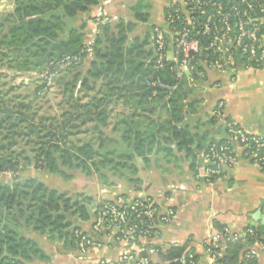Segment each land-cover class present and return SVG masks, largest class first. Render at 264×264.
Wrapping results in <instances>:
<instances>
[{"label":"trees","instance_id":"obj_1","mask_svg":"<svg viewBox=\"0 0 264 264\" xmlns=\"http://www.w3.org/2000/svg\"><path fill=\"white\" fill-rule=\"evenodd\" d=\"M7 1L12 9L0 18V72L5 71L0 79L14 83L25 73L41 76L29 101L20 91L11 93L22 88L21 82L8 90L0 85V174L11 175L9 182L0 181V264H45L51 261L45 241L60 242L63 250L82 255L78 243L87 235L80 224L93 231L95 209L102 204L91 208L92 198L84 193L60 191L35 177L19 179L23 166L62 182L82 179L102 188L137 190L141 166L147 170L183 152L194 171L195 153L223 139L210 140L204 148L207 135L198 133L199 119L191 121L202 101L190 79L198 80L202 67L181 78L171 62L155 67L153 30L165 25L135 35L139 25L149 23L147 0L135 2L130 19L98 20L89 46L84 43L86 26L94 21L90 13L100 0ZM257 1L264 5V0ZM254 13L264 16L260 8ZM65 59L71 63L60 68L57 64ZM51 81L58 95L52 105L43 102ZM112 104L124 109L110 124L107 110ZM208 122L219 123L213 117ZM250 161L255 163L254 158ZM212 227L219 238L215 246L204 244V251L220 254L217 264H264L258 254L244 258L256 249L255 243L264 245V227L248 225L236 241L224 236L228 228L220 222L212 221ZM103 234L105 229L97 235ZM147 249L155 250L163 264H198L190 239L181 245L150 246L133 254L129 264L149 259Z\"/></svg>","mask_w":264,"mask_h":264},{"label":"crops","instance_id":"obj_2","mask_svg":"<svg viewBox=\"0 0 264 264\" xmlns=\"http://www.w3.org/2000/svg\"><path fill=\"white\" fill-rule=\"evenodd\" d=\"M137 0H100L92 9L90 17L97 19H130V8ZM149 23L139 25L135 35H144L152 26L164 25V13L171 3L183 0H147ZM264 25V18L261 20ZM97 24L87 22L85 45L93 40ZM90 55V54H89ZM221 73L206 70L203 79L196 80L195 96L201 99L198 113L191 121L199 119L198 133L207 135L203 147L210 140H221L226 133L221 122L216 126L208 121L217 104L223 102V113L229 121L239 126L245 133L264 140V63L259 68L247 67L237 62L235 72ZM195 117V118H194ZM221 124V125H220ZM201 152V151H200ZM200 152L196 154L195 170L190 169V160L183 152L176 153L168 162L159 160L147 170L141 166L139 176L142 184L137 190L123 185L102 188L94 185V193L78 188L80 192L92 198L93 204L111 201H130L141 195L151 197L162 211L173 209L175 217L168 224H159L155 228L154 243L160 247L181 245L191 240V246L198 256V264H207L204 244L216 234L212 221L216 220L231 232L241 234L246 226L264 227V169L243 157L242 150L234 149L235 162L231 168L212 182L199 179L201 175ZM199 169V170H198ZM198 171V174L196 172ZM196 172V174H195ZM78 183H92L79 179ZM94 184V183H93ZM80 189V190H79ZM88 238L99 243V247L89 248L84 254L65 251L60 242L43 243L51 257L45 264H97L105 260L106 264H123L119 257L125 251L122 244L111 237L95 234L87 223L80 224ZM142 244L129 248L131 254H137ZM257 256L264 261V245L256 246ZM148 264H163L155 252H149ZM129 264V263H128Z\"/></svg>","mask_w":264,"mask_h":264},{"label":"built area","instance_id":"obj_3","mask_svg":"<svg viewBox=\"0 0 264 264\" xmlns=\"http://www.w3.org/2000/svg\"><path fill=\"white\" fill-rule=\"evenodd\" d=\"M255 8L264 11V5L257 0H233L231 5H224L219 0H183L169 4L164 15L165 28L153 30L155 67L161 68L164 63L171 62L176 77L181 78L183 74L190 77L197 66H201L203 71L198 73L200 80L210 69L234 74L239 61L247 67L261 66L264 63V30H261L264 16H256ZM98 20L101 19H94L93 22L97 24ZM70 63L69 59H65L57 65L62 68ZM190 82L193 84L195 81L190 79ZM223 107V102L218 103L211 117L223 124L226 137L222 143L209 145L200 153L204 165L200 167L199 179L209 183L231 168L235 162L236 148L242 150V154L252 148L247 158H254L259 167L264 164V140L245 133L232 121L225 120ZM95 212L93 231L99 234L105 229L107 236L124 246L125 251L119 257V262L123 264L133 260L129 248L137 243L142 244L138 253L150 246L158 247L153 241L156 226L168 224L175 217L173 209L162 211L145 195L130 201L103 203ZM248 233L256 237L252 230H248ZM224 236L230 241L238 240V234L228 229ZM218 238V234L211 235L206 245L215 246ZM255 244L261 245L259 242ZM89 245L90 248L99 247L98 242L81 237L79 252L84 254ZM147 252L156 251L147 249ZM205 255L207 264H217L216 258L221 257L210 249L205 250ZM256 255V249L252 248L244 258ZM192 257V254L188 256L189 259ZM148 263L149 259L143 258L138 264ZM97 264H106V261L99 260Z\"/></svg>","mask_w":264,"mask_h":264},{"label":"rangeland","instance_id":"obj_4","mask_svg":"<svg viewBox=\"0 0 264 264\" xmlns=\"http://www.w3.org/2000/svg\"><path fill=\"white\" fill-rule=\"evenodd\" d=\"M11 9H12V5L10 4L9 1L0 0V18L3 17L4 15L10 13ZM1 72H5L4 69ZM7 72H10V71H6V74H7ZM25 74L26 75L24 77L18 78L14 83H11L10 81H8L5 78L0 79V85L4 84L1 89L2 90H8V88L11 84L16 85V83L21 82V84H24L22 86V88L18 89L17 91L14 90L11 93H15V92L17 93L18 91H20L22 96L26 95V97H27L26 101H29L31 99V96H30L32 94L31 91L38 84H40V81H38L37 79L40 78L41 74L36 73V72L25 73ZM63 74L64 73L59 74V76H61ZM48 88H49L48 92L45 93L47 95V98L45 97L43 99V102L45 100H49V103L52 105V104H55L58 100V95H55V93L57 91V85L55 84L54 81L53 82L51 81L49 83ZM123 109L124 108L121 105L114 106L112 104L108 107L107 111L109 112V123L110 124H112L114 122L117 114L122 113ZM79 137L82 138L83 135H79ZM18 177H19V179H25L27 177H33V178L35 177L38 181L43 182L47 186L51 185L52 188H55V189L60 190V191L62 190V191L70 192V193H74L78 188H80L81 190L89 188L88 194L94 193V191H95L94 190L95 184H93V183H86V185H85V183L84 184L78 183L79 180H74L72 182H62L59 179H57L56 177L49 176L45 173H39L37 171H34L32 168L24 167V166L22 167L21 171H19ZM10 179H11V175L9 173L0 174V181L1 182H9ZM90 206H91V208H94L95 205L93 203H91Z\"/></svg>","mask_w":264,"mask_h":264},{"label":"water","instance_id":"obj_5","mask_svg":"<svg viewBox=\"0 0 264 264\" xmlns=\"http://www.w3.org/2000/svg\"><path fill=\"white\" fill-rule=\"evenodd\" d=\"M262 220H263V222H264V216H262Z\"/></svg>","mask_w":264,"mask_h":264}]
</instances>
